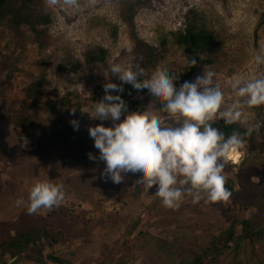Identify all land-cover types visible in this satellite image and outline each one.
<instances>
[{
  "label": "rangeland",
  "instance_id": "obj_1",
  "mask_svg": "<svg viewBox=\"0 0 264 264\" xmlns=\"http://www.w3.org/2000/svg\"><path fill=\"white\" fill-rule=\"evenodd\" d=\"M127 1L96 0L89 7L87 0H81L79 9L51 10L49 45L43 50L30 29L17 31L0 25V240L25 224L51 225L63 230L66 238L48 247L46 253L60 255L72 264H116L120 259L127 264H181L200 254L238 215L239 208L231 198L198 204L186 198L179 208L168 209L154 196L155 186L149 193L132 187L139 174L128 173L120 184L102 175L106 165L99 161L88 129L101 123L110 127L112 121L94 120L81 109L92 111L103 98V91L95 94L98 86L110 80L121 83L109 73L113 63L143 65V53L135 47L122 18ZM195 14L214 32L216 42L201 54L196 71L186 77L189 57L173 34ZM136 25L139 35L151 44L159 46L163 39L168 40V51L157 67L179 74L177 87L194 81L207 66L216 73L214 80L229 101L234 77L264 73V65L257 67L254 62L264 46V0H151L139 9ZM97 46L108 49L106 61L87 64L86 53ZM9 57L13 67H9ZM77 61L81 62L77 69L65 68ZM37 80L44 92L30 100L26 87ZM67 98L73 106L65 104ZM132 98L137 102L133 104ZM126 103L132 111L148 107L164 126H172L146 89H130ZM72 109H76L74 115ZM257 109H243L249 124L258 121ZM20 114L29 115L37 136L19 135ZM73 120L78 121V130L70 123ZM50 135L61 136L62 141L51 142ZM238 152L237 161L229 158L237 166L226 168L225 174L264 184V151H249L245 143ZM89 153L97 160L89 159ZM36 180L63 185V204L28 214V193ZM17 199L24 204L17 206ZM159 239L168 250L156 245ZM232 257H224L221 264H235ZM258 257L249 245L245 264H259ZM17 264L38 263L21 260Z\"/></svg>",
  "mask_w": 264,
  "mask_h": 264
},
{
  "label": "clouds",
  "instance_id": "obj_2",
  "mask_svg": "<svg viewBox=\"0 0 264 264\" xmlns=\"http://www.w3.org/2000/svg\"><path fill=\"white\" fill-rule=\"evenodd\" d=\"M96 0H87V6ZM45 11L60 9L65 12L81 7V0H44ZM254 62L264 65V46H261ZM197 61L192 59L191 65ZM109 73L121 81L104 84L105 95L88 112L94 120H111L110 127L103 123L89 127L88 132L99 151V161L106 167L102 175L115 184L125 180L128 173L139 174L133 184L149 193L154 186V196L160 198L168 209L181 206L186 198L193 204L201 201L217 203L229 201L232 193L226 187L224 169L231 154L245 146L246 138L264 127V121L249 124L243 109L264 106V73L252 77H234L230 83L232 99L226 101L224 91L215 82L216 73L207 66L194 81L176 86L179 74L157 67L149 73L140 62L134 64L113 63ZM124 84L137 91L147 90L166 114L172 126L146 110L129 111L121 95ZM130 94V93H129ZM76 109H72L75 114ZM126 114V115H125ZM124 116L123 119L121 117ZM216 120L225 125L239 123L244 132L234 130L227 137L213 127ZM70 123L78 130V121ZM89 159L97 157L89 153ZM63 185L47 180H36L28 193V214L40 210L51 211L65 201ZM17 206L23 199L15 201ZM13 257L8 264H14Z\"/></svg>",
  "mask_w": 264,
  "mask_h": 264
},
{
  "label": "trees",
  "instance_id": "obj_3",
  "mask_svg": "<svg viewBox=\"0 0 264 264\" xmlns=\"http://www.w3.org/2000/svg\"><path fill=\"white\" fill-rule=\"evenodd\" d=\"M151 0H129L122 9V18L127 23L128 34L135 47L143 53V67L146 70L154 69L160 60L164 58L168 51V40L163 39L159 46L151 44L139 35L136 25V15L139 9L147 5ZM53 18L51 10L45 11L44 0H0V25H6L17 31H22L24 27L30 29L35 36L40 49H45L49 45V30ZM175 43L181 46L189 57V63L185 67V76H191L202 62L201 54L212 47L216 42L215 34L206 25L200 23L197 15L190 16L185 26L174 32ZM108 57V49L97 46L90 49L85 55L87 64L104 62ZM8 59L9 67H13L14 62ZM197 61L196 66L191 65L192 59ZM81 64L80 61L71 63L69 70H75ZM11 69L10 76H13ZM133 89L128 84L124 87L123 93H116L125 100L128 91ZM105 95L104 85L98 86L95 94ZM26 97L30 100L40 96L44 92V85L41 81H34L26 87ZM133 99V98H132ZM65 104L72 105L70 99L64 100ZM133 99L132 103H136ZM73 106V105H72ZM129 111L131 105H128ZM19 108L25 109L23 105ZM76 109H79L77 106ZM26 110V109H25ZM258 121H264V106H258ZM22 113V111H21ZM126 115V114H125ZM124 116L121 117L123 119ZM19 127L16 131L23 137H35L36 128L33 126L29 115L20 114L18 117ZM213 127L218 128L227 137L234 130L245 131V127L239 123L225 125L222 120H216ZM48 139L54 143H60L61 136L50 135ZM249 151H264V127L259 132L246 138ZM236 163L230 160L226 168L236 167ZM224 169V170H225ZM226 187L231 191V199L238 206L239 213L233 217L229 225L217 232L206 248L191 261H182L181 264H221L224 257L232 255L235 264H245L248 255V247L252 245L254 256L259 264H264V184L246 182L243 178L234 179L225 174ZM239 183V188L237 184ZM66 238L63 230L54 228L51 225L25 224L19 227L15 233L2 237L0 240V264H7L8 261L17 257L14 264L21 260H28L38 264H72V262L60 255L46 253L48 247H53ZM162 239L156 244L164 250H168ZM165 242V241H164ZM260 251L261 254H259ZM116 264H127L120 259Z\"/></svg>",
  "mask_w": 264,
  "mask_h": 264
},
{
  "label": "bare ground",
  "instance_id": "obj_4",
  "mask_svg": "<svg viewBox=\"0 0 264 264\" xmlns=\"http://www.w3.org/2000/svg\"><path fill=\"white\" fill-rule=\"evenodd\" d=\"M239 152H238V150L237 151H235V152H233L232 154H231V156H230V158H233L234 159V161L236 160H238V157H239Z\"/></svg>",
  "mask_w": 264,
  "mask_h": 264
},
{
  "label": "water",
  "instance_id": "obj_5",
  "mask_svg": "<svg viewBox=\"0 0 264 264\" xmlns=\"http://www.w3.org/2000/svg\"><path fill=\"white\" fill-rule=\"evenodd\" d=\"M8 264V263H7Z\"/></svg>",
  "mask_w": 264,
  "mask_h": 264
}]
</instances>
